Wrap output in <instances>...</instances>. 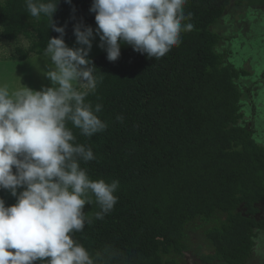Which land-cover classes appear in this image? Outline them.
<instances>
[{
  "label": "trees",
  "instance_id": "16d2710c",
  "mask_svg": "<svg viewBox=\"0 0 264 264\" xmlns=\"http://www.w3.org/2000/svg\"><path fill=\"white\" fill-rule=\"evenodd\" d=\"M231 1L188 0L193 28L159 60L131 45L116 61L107 53L90 59L96 83L86 101L102 105L98 116L108 127L92 137L70 121L67 127L75 143L95 154L80 164L89 177L119 181L111 212L97 219L93 197L84 208L91 222L74 234L96 264H248L256 254L255 238L264 233V144L242 112L245 93L254 102V92L239 82L250 72L234 69L219 52L230 39L220 43L212 29ZM92 3L59 0L53 21L64 27L65 43L76 39L77 24L97 28ZM59 35L47 18L30 17L25 0L0 1V37L29 41L16 48L19 60L43 54L48 39ZM0 198L6 206L16 202L7 189ZM199 228L207 245L198 247L209 252L186 262L189 233Z\"/></svg>",
  "mask_w": 264,
  "mask_h": 264
},
{
  "label": "clouds",
  "instance_id": "9594fccd",
  "mask_svg": "<svg viewBox=\"0 0 264 264\" xmlns=\"http://www.w3.org/2000/svg\"><path fill=\"white\" fill-rule=\"evenodd\" d=\"M59 0H25L30 17L47 18L59 33L47 41L43 55L53 67L45 75L51 87L10 90L0 85V189L10 190L16 202L6 206L0 198V264H96L89 251L74 239L90 218L86 204L95 203L97 219L111 212L118 201L119 181L93 180L80 166L94 160L91 147L75 143L70 121L82 135L92 137L108 127L86 97L95 91L94 66L88 53L93 28L74 27L81 47L64 40L65 29L53 21ZM188 0H93L96 35L107 59L116 61L121 44L159 60L191 31L185 13ZM90 81L87 90L74 82ZM118 116L117 120H122ZM15 167V172L13 171ZM23 188L17 193L18 188Z\"/></svg>",
  "mask_w": 264,
  "mask_h": 264
},
{
  "label": "rangeland",
  "instance_id": "374dc122",
  "mask_svg": "<svg viewBox=\"0 0 264 264\" xmlns=\"http://www.w3.org/2000/svg\"><path fill=\"white\" fill-rule=\"evenodd\" d=\"M231 6L226 15L213 24L212 29L221 35L220 43L225 39H230V42L224 47L220 44L222 50H219L225 58L229 59L227 62L233 63L235 66L233 68L236 70L242 69L250 72L248 76L241 77L239 80L242 82L241 84H247L254 90H252L254 102L245 93L243 100L247 105L242 109L243 123L248 121L250 128L256 133L254 137L258 138V143L264 144V0H232ZM95 30H93L94 38L88 59L106 53L105 48L100 47V38L99 35H96ZM66 45L72 48L81 47L76 39L67 42ZM28 46L29 41L24 37H19L16 41H7L0 37V85L6 84L10 90H16L23 86L41 90L44 87L52 86L45 73L53 65L43 54L29 55L25 60L18 59L16 48L26 49ZM128 46L130 45L121 44V49ZM231 51H233L232 55H226ZM256 79L262 80L260 87L257 86L258 83H255ZM89 85L90 81L87 79L74 82V86L78 89H88ZM262 208L259 216L264 218V204H262ZM197 224H202L204 228L211 226V223L199 220ZM204 228L189 233L191 237L189 251L186 254L190 255L192 259H187L185 255L186 262H192L193 255L197 251L200 253L209 252L205 247H198L199 244L207 245L206 238L203 237ZM255 240L256 254L248 264H264V233H260ZM197 254L199 253L197 252Z\"/></svg>",
  "mask_w": 264,
  "mask_h": 264
},
{
  "label": "crops",
  "instance_id": "0c3cea01",
  "mask_svg": "<svg viewBox=\"0 0 264 264\" xmlns=\"http://www.w3.org/2000/svg\"><path fill=\"white\" fill-rule=\"evenodd\" d=\"M231 55H232V53H231ZM231 62H232V61H231ZM232 64H233V63H232ZM233 66H234V64H233ZM247 71H248V70H247ZM240 79H241V77H240ZM240 79H239V80H240ZM261 82H262V80H259V79H256V81H255V83H258V84H257L258 87H260V83H261ZM241 83H242V82H241ZM243 85H244V86H247V84H243ZM247 87H248V86H247ZM252 90H253V89H252ZM253 91H254V90H253Z\"/></svg>",
  "mask_w": 264,
  "mask_h": 264
}]
</instances>
